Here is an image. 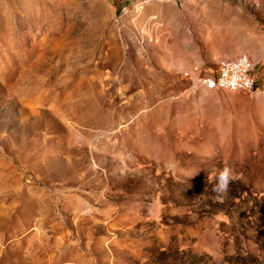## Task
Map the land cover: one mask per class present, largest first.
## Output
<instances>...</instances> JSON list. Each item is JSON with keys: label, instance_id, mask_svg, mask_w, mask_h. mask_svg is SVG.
<instances>
[{"label": "rangeland", "instance_id": "374dc122", "mask_svg": "<svg viewBox=\"0 0 264 264\" xmlns=\"http://www.w3.org/2000/svg\"><path fill=\"white\" fill-rule=\"evenodd\" d=\"M0 264H264V0H0Z\"/></svg>", "mask_w": 264, "mask_h": 264}, {"label": "built area", "instance_id": "2783aa9c", "mask_svg": "<svg viewBox=\"0 0 264 264\" xmlns=\"http://www.w3.org/2000/svg\"><path fill=\"white\" fill-rule=\"evenodd\" d=\"M251 71L250 58L246 54H239L234 58L218 60L215 75L203 78L201 82L211 90L250 92L255 87V79Z\"/></svg>", "mask_w": 264, "mask_h": 264}]
</instances>
